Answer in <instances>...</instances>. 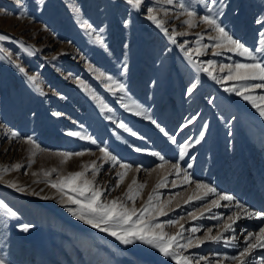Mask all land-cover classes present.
Instances as JSON below:
<instances>
[{"label": "rangeland", "instance_id": "rangeland-1", "mask_svg": "<svg viewBox=\"0 0 264 264\" xmlns=\"http://www.w3.org/2000/svg\"><path fill=\"white\" fill-rule=\"evenodd\" d=\"M144 5L139 12H129L124 0H43L42 5L37 0H0V35L10 38L0 41V201L17 213L6 217L0 209V258L5 264H176L151 245L140 241L125 245L68 211L78 206L48 181L81 171L82 165L92 161L99 168L94 186L103 192L101 201L120 198L129 208L141 209L151 194L152 205L163 206L167 214L155 215L150 209L154 216L150 222L164 224L168 234L181 232L180 244L191 239L190 247L175 251L192 264H239L231 257L244 250L250 233L264 227V221L247 218L236 208L239 203L248 211L264 212V116L242 96L225 91L233 85L239 88L262 82L217 83L199 72L184 51L192 49V61L201 66L214 61L210 71L217 78L228 75L227 68L220 71L222 65L253 61L229 52L230 46L214 47L218 41L208 37L217 33L200 22L208 13L199 0H185L187 11L196 12L194 28L182 23L189 17L175 3L144 0ZM147 6L158 9L155 14L165 21L170 34L173 29L188 34L178 35L177 44H172L146 18ZM214 7L220 13L215 18L234 39L252 51L264 48L260 44L264 26L256 23L264 19V0H223ZM84 20L93 25L91 34L80 27ZM125 20L130 21L128 27ZM97 33L103 44L95 42ZM197 33L204 37L199 44ZM185 42L181 50L179 45ZM197 47L202 54H196ZM28 76H36V82ZM106 76L123 83L125 91L110 92ZM192 84L196 88L188 94ZM247 94L264 95V88ZM137 110L165 132L144 115H136ZM189 120L192 122L184 127ZM121 122L131 132L120 129ZM70 132L90 136L97 143ZM201 132L204 138L197 144ZM28 137L35 143L26 142ZM181 144L188 145L183 160L179 159ZM100 147H106L118 162L131 165L119 187L116 174L124 170L107 160ZM77 152L85 155H73L66 161L60 155ZM175 163L180 164L179 174L171 167ZM16 164L21 167L13 168ZM185 169L188 183L183 179ZM45 171L51 175L45 176ZM85 175L92 179V170ZM133 179L146 185L134 202L125 196ZM158 182L163 186L155 188ZM10 183L16 187H9ZM197 183L216 188V193L204 196ZM224 194L234 200L220 201V207L211 205ZM189 197L193 199L189 201ZM236 212L240 218L226 230L224 225L231 223L227 217ZM169 220L178 223L169 225ZM23 224L32 227L23 232L18 227ZM193 227L198 231L192 232ZM218 234L216 241L204 239ZM251 242H255L254 235ZM243 259L245 264H264V248L252 249Z\"/></svg>", "mask_w": 264, "mask_h": 264}, {"label": "snow or ice", "instance_id": "snow-or-ice-1", "mask_svg": "<svg viewBox=\"0 0 264 264\" xmlns=\"http://www.w3.org/2000/svg\"><path fill=\"white\" fill-rule=\"evenodd\" d=\"M158 2V0H157ZM17 3H22V0H17ZM38 5L43 4V0H37ZM124 3L129 6V12L136 11L139 12L142 9V6L144 5V0H124ZM164 3L167 5H173L174 3L182 10H184L189 17V19L184 20L182 23L186 24L189 28L196 27V23L194 22L193 18L196 16L195 11H187L185 0H164ZM199 3L205 4L206 11L208 14H205L200 17V22L209 26L210 28L214 29L215 33L217 35L215 36H209V39L218 41L214 45L215 48H224L225 46L228 47L229 52H237L241 56H245L249 58L252 63H235L233 65H222L220 68V71H224L225 68L228 69V75L222 78H217L215 75H213V72L210 71V69L214 68V61L208 60L206 62L207 66H201L200 64H196V62L192 61V49H188L187 51H184V55L187 57V59L194 64V66L197 68L199 72L207 73L213 80H215L217 83H221L223 80H234V81H261L262 83H256L253 85H246L242 87H237L233 85L231 88H226L225 91H230L235 93L237 96H242L244 100L251 102L252 106L256 108L261 116H264V95L261 96H252L248 95L247 93L255 88H264V55L258 56L257 54H264V48H256L254 51L249 50L243 43H241L239 40L234 39L228 31L225 30L223 26L218 22V19L215 18L218 16L219 10L214 7L216 4H223V0H199ZM190 6V5H189ZM158 9L155 8V6H147V16L146 18L153 22L156 27L160 28L167 38L171 41L172 44H177L176 37L179 36H185L188 33L187 32H176L175 29H173V32L170 34L168 32V29L164 26L165 21L158 19L157 15L155 14ZM165 14L167 15V10H165ZM184 12H181L180 15H183ZM130 21L125 20L124 26L128 27ZM257 24H260L261 26H264V19H258L256 21ZM80 27L85 29L86 31L91 34L90 30H93V25L89 23L88 21L84 20L80 23ZM103 29L100 30L102 32ZM198 36V39L196 41L197 44H199L200 40H203L204 37L201 36L199 33L196 34ZM262 39L260 40V44L264 45V33H261ZM10 39L9 37L5 35H0V41H5ZM95 42L98 44H103L104 40L102 35L97 33L95 35ZM186 46L185 43H181L179 47L181 50H184ZM25 52H29V49L25 48ZM196 54L200 55L201 49L200 47H197L195 50ZM218 52H213V55H219ZM18 70L21 73H25V69L21 67L20 65H15ZM126 71V68H125ZM103 75V73H101ZM27 79L33 83L36 82L37 77L36 76H28ZM106 80L110 81L111 83L105 85L110 92H113L115 94L116 91L124 92L125 86L123 83H119L116 81L112 76H106ZM114 86V87H113ZM196 88V84H192L188 89L187 93L191 94ZM211 102V101H210ZM125 107H129L128 105H125ZM109 112L112 111V109H107ZM131 110V109H129ZM136 115H144V112L142 110H137L135 112ZM54 115H60L59 113H54ZM111 119V117H108ZM145 119L151 120L153 124H156L155 120H152L150 116L144 115ZM192 121L189 120L185 123L184 127H187L189 123ZM156 126L160 129L161 132H165L164 128L160 127L158 124ZM118 127L120 129H123L124 131L131 132V129H129L123 122L118 124ZM132 135H136L135 132L131 133ZM17 133L13 132L12 136H16ZM69 135L80 137L81 139H87L90 140L91 143L96 144L97 141L95 139H92L90 136H81V133L79 132H70ZM167 135V133H165ZM204 138L203 132L200 134V138L197 139L195 142L198 144L200 143V140ZM28 143L34 144L35 142L31 137L27 138ZM171 142L173 144L176 143V140L174 137L171 138ZM37 147H39L37 145ZM188 145L187 144H181L178 145L179 148V159L183 160L184 155L186 153ZM99 151L103 154V156L112 162L114 164L118 163L119 167L123 169L124 171L118 172L116 175L118 177V181L116 183V187H119L120 184H122L127 176L128 170L131 168V165L126 163H120L117 161L116 157L111 155L106 147H100ZM136 151H141V149L137 148ZM61 156L64 157V161L67 159H70L73 155L75 156H83L85 155L84 152H77V153H61ZM152 155H157L156 153H152ZM159 159L161 161H164V157L160 156ZM191 164H188V168H191ZM15 169H19L21 167L20 164H16L12 166ZM83 170L76 171V172H70L67 176L59 177L55 181H48L51 187L57 189L62 195L67 196V200L69 203L77 205V209L69 208L68 211L71 212L73 216H75L77 219L82 220L85 224L91 225L93 228H99L100 231L108 232L111 236H114L117 240H119L121 243L128 245L132 244L136 241L143 242L144 244L151 245L152 247L159 250L160 253L163 254L165 257H170L171 259L175 260L176 264H192L191 260H189L186 256H181L178 254L175 249L176 248H187L192 245V240L188 239L187 244H180L179 238L182 236L181 232H176L175 234H168L165 232L164 224L161 223H151L150 220L154 219V216L150 213V209L152 212L155 213V215L164 216L167 213L164 211L163 206H153L152 205V195L149 194L148 200L145 203L144 206H142L141 209H137L136 207L129 208L126 206L124 202L120 200V198L112 199L109 201H101V196L103 195V192L100 188H97L94 186L95 184V177L99 174V168L95 161H92L90 164H84L81 166ZM173 169H175L176 173L179 174L181 171L180 164L175 163L171 166ZM91 169L92 170V179L86 178L85 173ZM9 169L4 168L3 171L7 172ZM52 171H56V169H52ZM139 171V169H137ZM33 175H36V173H33ZM45 176L51 175L50 172L45 171ZM184 182L188 183L190 181V176L187 173V170H184ZM9 187H16L15 184L10 183L8 185ZM136 186L135 190L134 187ZM145 183H139L137 184L136 179H133L132 182L128 185V189L125 193V196L127 200L129 201H135V198L140 194V190H142L145 187ZM163 184L158 182L155 186V188L162 187ZM155 188L153 191H155ZM196 188L198 190L203 189V195L206 196L209 193L215 194L216 188L210 187L207 184L203 183H197ZM20 191H23V189H19ZM68 193H74L75 195H68ZM82 197V198H81ZM48 197H45L47 199ZM195 199H202V196H196ZM193 199V197H189V201ZM234 200V197L232 195H220L218 199L212 200L211 205L214 207H220V201H228L231 202ZM187 202V201H186ZM167 203H171V200L167 201ZM236 208L242 210L247 218H256L260 219L261 221H264V212H252L248 211V209L244 208L241 204L237 203ZM0 209L3 210L2 215L6 217H16L17 213L13 211L8 205L4 204L2 201H0ZM207 211H210L211 209H206ZM192 215L193 219H196L195 214ZM203 215V213H201ZM135 217V219H133ZM240 218V213L236 212L231 216H228L227 219L231 223H226L224 225V228L226 230L232 228V223L235 222V220ZM169 225H174L178 223L176 220H169L167 222ZM103 225V227L101 226ZM19 229L23 232H28L29 229L32 227V225H18ZM181 228H183V225H181ZM192 232L198 231L197 228L193 227L191 229ZM211 229H208V232L211 233ZM255 236V242H251L252 236ZM220 238V235L217 236H211L206 235L205 240H212L216 241ZM260 247L264 248V227H261L256 234H249V242H247V246L244 248L243 251L240 252L239 256H233L231 259L239 261V264H245L244 257L248 256L252 249ZM201 260L205 259L204 257H200ZM0 264H5L4 259L0 258ZM197 264H199V261H197Z\"/></svg>", "mask_w": 264, "mask_h": 264}]
</instances>
